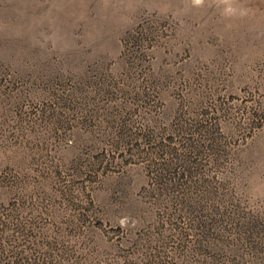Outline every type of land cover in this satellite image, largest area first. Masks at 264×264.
<instances>
[{
	"label": "rangeland",
	"instance_id": "1",
	"mask_svg": "<svg viewBox=\"0 0 264 264\" xmlns=\"http://www.w3.org/2000/svg\"><path fill=\"white\" fill-rule=\"evenodd\" d=\"M0 264H264V0H0Z\"/></svg>",
	"mask_w": 264,
	"mask_h": 264
}]
</instances>
